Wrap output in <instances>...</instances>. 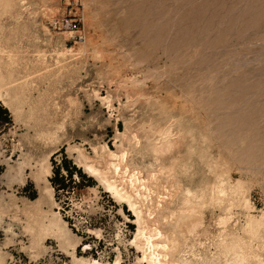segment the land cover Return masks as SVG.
<instances>
[{"label":"rangeland","instance_id":"1","mask_svg":"<svg viewBox=\"0 0 264 264\" xmlns=\"http://www.w3.org/2000/svg\"><path fill=\"white\" fill-rule=\"evenodd\" d=\"M9 70L17 82L1 86L12 119L0 123L2 264H71L51 234L37 255L29 249L23 226L37 208L49 210L45 186L53 190L52 209L79 238L77 256L109 261L118 251L123 264H141L129 243L131 212L84 170L77 147L102 168L106 152L123 145L126 163L168 181L160 225L177 240L176 253L211 257L219 217L233 216L231 228L245 222L242 204L228 205L234 181L249 213H264V0H0V72ZM17 83L24 95L12 99ZM166 128L173 147L152 153ZM218 183L228 189L225 203L210 200ZM185 189L190 202H207L202 221L181 219L174 227L188 208Z\"/></svg>","mask_w":264,"mask_h":264},{"label":"bare ground","instance_id":"2","mask_svg":"<svg viewBox=\"0 0 264 264\" xmlns=\"http://www.w3.org/2000/svg\"><path fill=\"white\" fill-rule=\"evenodd\" d=\"M63 53L65 54V52H63ZM38 55H39V53H38ZM59 55L62 56L61 53H59ZM57 61H58V59H57ZM9 62L12 63L13 59L9 58L8 63ZM12 75H13V73L11 70H9L6 75L1 74V72H0V99H1V104L7 108H9L10 102H8L6 100L5 95H7V92L3 93L1 86H2V83H4V81L17 82L16 78H13ZM20 95H24V89L22 88V83L14 84L12 99L16 98V97H20ZM169 130H170L169 128H168V130L166 128V130H164V131L162 129L163 132L161 134H164V136H163V139L161 140L160 143L156 144V143L152 142L153 140H151V142L153 144L150 147L152 153L157 154V155H163V154H166L167 151H169L173 147L174 141H172V138H170V136H169ZM131 131H133V130H131ZM138 131L139 130L136 129V132H138ZM160 131L161 130H159L158 132H160ZM170 132L171 133L173 132L172 129ZM126 134H128V133H126ZM126 136H129V135H126ZM126 136H125V140H126ZM120 138L122 139V137H120ZM121 139H119V140H121ZM129 139H127V140H129ZM142 139H143V137H142ZM158 141H160L159 137H158ZM119 143H120V141H119ZM102 145H104V144H102ZM122 146L123 145H120L119 147L117 146L116 151H107L106 152V155L109 157V159L106 160L105 165L102 168H99V166L96 164L95 160L89 159L87 156H85L83 151L80 148H78L77 146H76L77 147L76 150L78 153V158L80 159V161L83 162L82 167L84 166L83 167L84 170L90 176H92V178L93 177L96 178L98 180V182L100 183V185L103 186L104 190H106L113 197V199L115 201L125 204L127 206L128 210L131 212V215H132V221L131 222H133V224L135 225V228L133 230V233H132L131 239L129 240V243L136 250V253H138L137 256L135 255L136 256L135 260L137 263H141V264H202L204 262H209V263L213 264L214 262H218L219 264H264V254H263V251H264V218H263L264 213H262L260 216H256L254 213H253L254 215L249 213V211H252L253 208H251L252 205L251 206L249 205L250 203H249L248 199H246L244 196L241 197L242 196V194H241L242 188H241V182L240 181H237V182L234 181L235 185H233L232 188H233L234 193L236 194L235 195L236 198H234L235 201H234V199L233 200L231 199L230 203L228 201V205L232 206V205H234L235 202H237V204L238 203L242 204V206L245 208V212L247 211L246 216H244V217H246L245 222L239 228H238V226L236 227L237 224H235L234 227L231 228L229 226L230 223L227 226V223H228L227 220L233 216L230 215L228 217L226 215V217H222L221 219L219 217V221H220V223H222L223 226H222V229H220V231L216 230V231L220 232L219 236H218V233H216V231L214 232L217 234L218 239L216 240V243H215V249L216 250L211 255V257L197 256V254L193 250H187L185 248H183L182 250H179L176 253L177 240L175 239V237L172 234L167 233L166 231H164L162 229L163 225H160V222H161V220H163L164 217L161 216L163 213L161 212V210H159V208L163 204L165 197L171 196V193L165 184L168 181H166L164 183L161 180V178L156 174V172L143 174L142 173L143 170L141 171L139 169L140 167L139 168L134 167L133 165L126 163V157H127L128 151L124 148L125 146H123V147ZM126 148H129V147L126 146ZM71 149H73V148H71ZM101 149L104 150L105 147L102 146ZM98 151H100V149ZM97 157L99 158L98 155H97ZM156 159H158V158H156ZM169 159L167 157V160H169ZM173 159H171V160H173ZM165 160H166V158H165ZM129 161H130V159H129ZM180 162L182 163V161H180ZM177 163H179V162H177ZM163 166H164V163H163ZM178 167H181V166H178ZM170 168H171V166H170ZM141 169H142V167H141ZM38 170H40L39 171L40 173L42 172L44 174H48V172H49L48 166L43 165V164H41L40 169H38ZM180 170H182V167ZM159 172H161V171H159ZM180 172H182V171H180ZM177 174H179V173H177ZM221 175H222V173H221ZM42 176H43V174H42ZM169 176H170V174H169ZM181 180H183L182 177H181ZM217 180L219 181V179H217ZM238 180H240V179H238ZM177 181H180V180H177ZM228 182H230V181H228ZM219 183L221 184L222 182H219ZM219 183H218V188H215V189H217L215 196L210 197V200L212 199V201L218 202L220 204L221 202H223L225 200L224 198L227 195L226 194L227 188L222 186L223 184L225 185L224 182L221 186H219L220 185ZM232 184H233V182H232ZM210 186H211V183H210ZM212 186H214V185H212ZM226 187H228V186H226ZM209 188L210 187H208L206 190H209ZM210 190H211V188H210ZM229 190H231V187ZM246 191L248 192V188ZM230 192H232V191H230ZM45 194H46L47 202L50 206L49 210L48 211L42 210V207L37 208L36 211L34 210L36 213L31 212L32 214H30V218L34 217L32 222L28 221L26 223V225L23 226L24 230H26L27 232L29 231L30 235L32 237V244L29 245V249L32 251L34 256L37 255L40 251L45 249V246H43L41 244V240L43 238H45L43 236L46 234H51L59 240L58 244L60 245V247H62L64 249V251L70 253L71 264H123L121 261L120 253L118 251H117V253H115L116 254L115 257L109 261L99 259V258H95V257H83V256L79 257V256H77L75 254V249H76V246L79 242V238L70 232L69 228L66 225L67 223L62 220L60 213L57 211H54L52 209L51 206L55 204V200L53 199V196H52L53 190H52L51 186H45ZM182 195H183L182 199L184 200L183 202H186L188 204V208L186 207L187 209H184V212L182 211L183 209H180L182 211L181 212L182 214H180L178 216L176 222L172 225L174 227L177 226L178 222H180L181 219H184V220L185 219H195L196 221H199L201 219L200 221H202V216L200 214L199 209H201L205 205L206 201L204 200V198L202 199V202L200 201V202H196L194 204V203L190 202V196H192V195H191V191L189 189H185V191L183 190ZM193 195H194V193H193ZM203 197H205V196H203ZM231 197L232 196H230L229 198H231ZM36 202H37V204H40L41 198H39ZM223 203H225V202H223ZM197 204H198V206H197ZM212 207H213V205H212ZM212 207H211V209H212ZM219 207H216V208H219ZM236 207H237V205H236ZM250 208H251V210H249ZM230 210H231V208H230ZM203 211H204V207H203ZM25 212H27V210ZM163 212H164V209H163ZM175 212H177V211H175ZM227 213H231V211L227 212ZM231 214H233V213H231ZM159 216H161V217L159 218ZM214 216H215V214H214ZM211 217H212V219H215V218H213V216H211ZM30 218L28 217V219H30ZM242 220H241V222H242ZM214 221L212 223H214ZM217 221H218V219H217ZM220 223H218V226ZM214 224L217 225V222ZM196 225H197V222H195L194 226H196ZM198 225H201V223ZM208 225L209 224H207V226ZM207 230H205V232ZM194 231L195 230H193V232ZM201 232H202V230H201ZM94 233H95L96 237H99V235H100L99 230H94ZM199 234L202 235V233H199ZM190 235H191V233H190ZM214 236H216V235H214ZM182 237H180V239ZM197 237H199V236H197ZM210 238L212 239V236ZM210 238H208V239L206 238V239L208 241H210L209 240ZM180 239H178V240H180ZM201 240H202V237H201ZM208 241H207V243H208ZM211 243H214V242H211ZM186 244L184 243V245H186ZM192 246H193V244L190 247H192ZM88 248H90V247L89 246L85 247V249H88ZM34 249H35V251H34ZM68 249H71V250L68 251ZM187 253H190L192 257L185 256V254H187ZM3 261H4V257L0 255V264H2Z\"/></svg>","mask_w":264,"mask_h":264},{"label":"trees","instance_id":"3","mask_svg":"<svg viewBox=\"0 0 264 264\" xmlns=\"http://www.w3.org/2000/svg\"><path fill=\"white\" fill-rule=\"evenodd\" d=\"M11 120V116L9 115L7 109H5L0 103V123L8 124Z\"/></svg>","mask_w":264,"mask_h":264},{"label":"built area","instance_id":"4","mask_svg":"<svg viewBox=\"0 0 264 264\" xmlns=\"http://www.w3.org/2000/svg\"><path fill=\"white\" fill-rule=\"evenodd\" d=\"M67 25H68L69 27H71L72 30L76 29V27H77V23L74 22V21H68V22H67Z\"/></svg>","mask_w":264,"mask_h":264}]
</instances>
